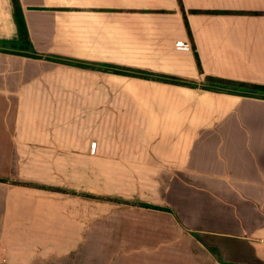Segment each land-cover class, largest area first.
Instances as JSON below:
<instances>
[{"label":"crops","instance_id":"crops-1","mask_svg":"<svg viewBox=\"0 0 264 264\" xmlns=\"http://www.w3.org/2000/svg\"><path fill=\"white\" fill-rule=\"evenodd\" d=\"M18 2L0 264H264V95L208 80L264 87V0Z\"/></svg>","mask_w":264,"mask_h":264},{"label":"trees","instance_id":"trees-1","mask_svg":"<svg viewBox=\"0 0 264 264\" xmlns=\"http://www.w3.org/2000/svg\"><path fill=\"white\" fill-rule=\"evenodd\" d=\"M12 4H13L15 18H16V22H17L18 29H19V34H20L21 44H20L19 48L21 50H26L27 51L28 49L31 48V44L29 42L28 32H27V29H26V26H25V22H24V19H23L22 10H21V7L19 5L18 0H12ZM28 55L31 56V57H34V58H40V56L38 54H35V53H29ZM77 65L79 67H85V65H82V64H77ZM110 71H112L113 73H117V74L120 73V74H123V75H127L126 71L125 70H121V69H114V70L110 69ZM208 80L212 84L222 85L221 87H223V86L237 87V88H240V89H244L246 91H249V90L252 91V92L253 91L257 92L258 91L259 94H261V95L263 94L264 95V87L263 86H254V85H249V84H244V83H234V82H230V81L216 80V79H213V78H209ZM171 83H174V84H177V85H183V86H191L189 84V82H183V81H175V82H171ZM241 93H240L241 95H249L248 93H244V92H241ZM156 209H160V208H156Z\"/></svg>","mask_w":264,"mask_h":264},{"label":"rangeland","instance_id":"rangeland-1","mask_svg":"<svg viewBox=\"0 0 264 264\" xmlns=\"http://www.w3.org/2000/svg\"><path fill=\"white\" fill-rule=\"evenodd\" d=\"M234 90H238L239 93H240V92H243V91H246V90H244V89H240V88L237 89V88H235V87H234ZM246 92H247L248 94L250 93V91H246ZM251 93H255V92L253 91V92H251Z\"/></svg>","mask_w":264,"mask_h":264},{"label":"built area","instance_id":"built-area-1","mask_svg":"<svg viewBox=\"0 0 264 264\" xmlns=\"http://www.w3.org/2000/svg\"><path fill=\"white\" fill-rule=\"evenodd\" d=\"M177 47H179V48H183V47H184V43H183V42H179V43H177Z\"/></svg>","mask_w":264,"mask_h":264}]
</instances>
